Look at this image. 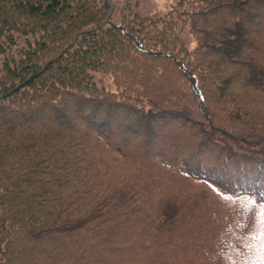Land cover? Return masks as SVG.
I'll use <instances>...</instances> for the list:
<instances>
[{"label":"trees","instance_id":"obj_1","mask_svg":"<svg viewBox=\"0 0 264 264\" xmlns=\"http://www.w3.org/2000/svg\"><path fill=\"white\" fill-rule=\"evenodd\" d=\"M129 2L0 0V264L264 256V0Z\"/></svg>","mask_w":264,"mask_h":264},{"label":"rangeland","instance_id":"obj_2","mask_svg":"<svg viewBox=\"0 0 264 264\" xmlns=\"http://www.w3.org/2000/svg\"><path fill=\"white\" fill-rule=\"evenodd\" d=\"M180 0H131L130 8L133 13H138L140 15H154V16H163L168 13L172 7ZM126 5V2L124 3ZM120 17L116 16L112 23H117ZM183 39L188 47V49L193 50L197 46V42L194 37L188 32L182 34ZM4 59L0 55V62Z\"/></svg>","mask_w":264,"mask_h":264},{"label":"snow or ice","instance_id":"obj_3","mask_svg":"<svg viewBox=\"0 0 264 264\" xmlns=\"http://www.w3.org/2000/svg\"><path fill=\"white\" fill-rule=\"evenodd\" d=\"M261 224H264V220L261 221ZM262 239H264V231H261L260 233ZM264 246V245H262ZM258 264H264V256L261 257V260L258 262Z\"/></svg>","mask_w":264,"mask_h":264},{"label":"water","instance_id":"obj_4","mask_svg":"<svg viewBox=\"0 0 264 264\" xmlns=\"http://www.w3.org/2000/svg\"><path fill=\"white\" fill-rule=\"evenodd\" d=\"M109 3H110V6H111L112 8H114V7H113V3H112L111 1H109Z\"/></svg>","mask_w":264,"mask_h":264}]
</instances>
